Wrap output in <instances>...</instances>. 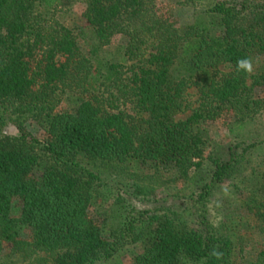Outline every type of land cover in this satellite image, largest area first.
<instances>
[{
  "label": "trees",
  "instance_id": "16d2710c",
  "mask_svg": "<svg viewBox=\"0 0 264 264\" xmlns=\"http://www.w3.org/2000/svg\"><path fill=\"white\" fill-rule=\"evenodd\" d=\"M74 1L0 0V109L30 115L45 134L23 122L15 135L0 130V245L46 252L51 264H101L139 242L131 264H229L232 240L212 229L205 206L264 147L244 133L264 108L254 94L264 86V0L217 2L184 27L161 19L156 0H82L86 24L73 28L57 13ZM117 35L129 41L108 56ZM242 58L251 72L238 71ZM222 115L236 140L207 155L205 125ZM103 166L191 183L199 227L146 211L110 233L89 213ZM255 176L253 203L264 209V170Z\"/></svg>",
  "mask_w": 264,
  "mask_h": 264
},
{
  "label": "rangeland",
  "instance_id": "374dc122",
  "mask_svg": "<svg viewBox=\"0 0 264 264\" xmlns=\"http://www.w3.org/2000/svg\"><path fill=\"white\" fill-rule=\"evenodd\" d=\"M225 0H156V12L163 20L177 22V26L195 22L197 15L209 10L215 3ZM85 6L82 0L74 1L66 5L57 18L65 25L76 28L86 24ZM129 37L117 35L114 42L106 46L108 56L119 52L127 45ZM85 43V41H82ZM264 59V56H262ZM254 94L264 101V86H256ZM197 89L190 88L188 102L191 106H197ZM66 107L63 102L58 109ZM0 109V130L3 133L15 135L19 133L18 122H23L28 131L45 140V134L37 121L30 115L20 119L18 114L11 109ZM192 110L179 114L178 118H187ZM230 118L220 116L207 122L205 125L211 137L207 147V155L212 153L215 146L231 145L235 142V136L229 131ZM246 141H258L264 139V108L254 122L244 130ZM250 161L245 163L240 171L221 182L218 188L212 192L206 202V215L212 227L219 235L227 236L232 240V254L229 264H254L262 256L264 251V209L254 206L253 198L260 199L262 194L257 192L260 186L255 176L256 171L264 170V147L259 148L250 156ZM208 161L204 169L209 171ZM94 171L93 164L90 165ZM104 170V172H103ZM98 172V171H96ZM203 175L210 179L203 172ZM101 176L103 181L92 195L89 209L93 221L105 225L110 233L118 230L129 215H138L139 212H148L149 215L168 214L169 216L186 221L192 228L199 227V212L195 208L193 194L195 188L185 183L182 179H176L172 172L155 171L147 169H128L121 166H103ZM189 182V181H188ZM143 192L136 190L141 189ZM257 199V200H258ZM18 211V209H17ZM16 211V212H17ZM130 217V216H129ZM29 238V237H27ZM142 243H136L122 251L118 256L101 264H131L135 257L142 252ZM29 256L23 253H13L10 246L3 242L0 245V264H51L50 254L42 251L30 250ZM48 258V260H46Z\"/></svg>",
  "mask_w": 264,
  "mask_h": 264
},
{
  "label": "clouds",
  "instance_id": "9594fccd",
  "mask_svg": "<svg viewBox=\"0 0 264 264\" xmlns=\"http://www.w3.org/2000/svg\"><path fill=\"white\" fill-rule=\"evenodd\" d=\"M238 71L248 73L252 71L253 65L250 59L242 58L238 60Z\"/></svg>",
  "mask_w": 264,
  "mask_h": 264
}]
</instances>
